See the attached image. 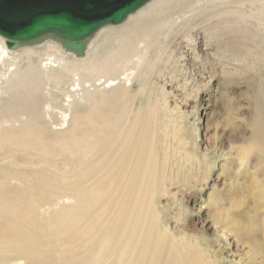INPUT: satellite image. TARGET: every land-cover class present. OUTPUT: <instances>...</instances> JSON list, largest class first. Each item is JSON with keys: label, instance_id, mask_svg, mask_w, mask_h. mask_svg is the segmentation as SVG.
<instances>
[{"label": "rangeland", "instance_id": "374dc122", "mask_svg": "<svg viewBox=\"0 0 264 264\" xmlns=\"http://www.w3.org/2000/svg\"><path fill=\"white\" fill-rule=\"evenodd\" d=\"M170 5L163 7L165 19L184 13L176 19L180 26H175L179 28L173 43L174 25H161L163 19L153 14L138 23L107 29L97 40L89 58L95 63L116 59L118 51L142 47L145 40L148 44L142 61L130 60L124 68L115 65L111 70H101L96 81L92 78L85 84L86 91L96 90L100 95H94L96 103L81 108L80 115L98 108L103 115L98 125H105L109 118L112 121L108 135L106 129L104 137L99 135L100 128L95 132L99 145L90 153L88 162L76 167L73 160L40 153L42 145L54 146L58 142L51 133L61 134L55 130L60 122L45 116L31 132L26 130L32 140L29 149L17 141L0 148V184L8 181V173L13 176V185H29L34 175L50 183L53 180L51 187L59 194L58 201L41 210L40 219L45 222L52 208L73 201L64 196L68 189H92L106 198L112 191L108 188L111 178L105 174L108 161L119 156L116 146L126 129L139 112L151 105L153 149L164 166L160 185L152 187L151 196L159 237H171L167 258L182 259V247L178 250L177 243L187 236L204 252L187 254L199 264H264V2L182 0ZM190 15L195 17L181 24ZM167 40L168 47L159 53ZM178 46L183 48L182 53ZM33 58L32 69L37 71L44 63L37 53ZM25 72L21 69L18 74ZM2 79L0 76L1 101L7 98ZM108 79L117 84L105 92ZM100 82L104 86H98ZM63 84L48 83L43 88V107L52 115L63 110L73 115L82 102V98L77 99L67 109ZM14 126L17 128L19 122ZM74 129L71 122L69 130ZM21 138L19 132L13 137ZM243 151L250 152L248 159H243ZM117 174L116 183L122 185L127 174ZM108 200L112 202V198ZM93 206L89 219L96 222L100 215L95 212L98 203ZM113 214L111 211L108 216ZM10 218L14 221L10 224L22 228L17 231L26 232V226H31L8 213H0V225H9ZM12 256L11 252L0 251V259L5 260L2 264H12ZM116 258L113 254L105 264H112Z\"/></svg>", "mask_w": 264, "mask_h": 264}, {"label": "bare ground", "instance_id": "6f19581e", "mask_svg": "<svg viewBox=\"0 0 264 264\" xmlns=\"http://www.w3.org/2000/svg\"><path fill=\"white\" fill-rule=\"evenodd\" d=\"M181 1L150 0L119 25H129L132 21L141 22L142 17L151 14L155 17L159 15L158 17L163 19L161 25L169 26L171 23L174 25L171 27L173 43L172 38L174 35L177 36L176 30L179 28L175 26H180L176 24V19H180L184 13L177 14L176 18L165 19L166 13L162 10L169 4L177 5ZM193 16L182 19L181 24H186ZM119 25H106L95 32L88 39L85 54L82 56L66 51L60 42L49 38L39 43L10 49L6 38L0 35V67L3 66L0 76L6 83L7 92V98L3 101L0 99V148L17 141L22 142L26 150L29 149L32 140L26 136V130L31 132L46 116L48 120L60 122V127L55 130L61 134L51 133L58 142L54 146L42 145L38 148L40 153L43 156H61L64 161L73 160L76 167L88 162L90 153L92 150L96 151L99 145L97 143L99 138L96 137L95 132L100 128L99 135L104 137L103 131L106 129L108 131L105 135H108L112 129V121L109 118L105 125L101 122L98 125V120L103 117L98 108L92 109L85 116L80 115V109L96 103L97 97L94 95H100L96 90L86 91L85 84L92 78L96 81V76L102 73L101 70H111L115 65L124 68L126 62L142 61L147 56L145 45L148 43L145 40L142 47L133 46L124 53L118 51L119 56L116 59L103 63L89 60L102 33L107 29L112 31ZM139 38L138 44L142 42L141 37ZM167 47L168 40L159 53L165 51ZM182 52L183 48L180 53ZM21 53L26 54V58H23ZM34 53H37L40 62L44 63L37 68V71L32 69L35 62ZM25 62L26 65L22 66L21 64ZM21 69H25L26 72L19 75ZM106 81L105 86L103 82L97 83L104 86L105 92L114 89L117 84L113 79ZM48 83L52 85L64 83L67 109L71 108L77 99L82 98L79 100L82 102L76 113L71 115L63 110L52 115L43 107L45 101L42 92ZM0 93H3L2 90ZM150 107L151 105L147 106L143 113H138L135 122L126 129L121 142L116 146L119 149L116 154L119 156L114 155L108 161L109 168L105 174L111 178L108 188L112 191L106 198L92 189L88 192L78 188L68 189L64 192V196L72 198L73 201L68 205L52 208L47 215L49 221L45 222V219H40L41 210L58 201L59 194L54 187H51L55 184L53 180L51 184L47 178L34 175L31 178L34 180L29 185L27 183L13 185L10 182L13 176L6 174L8 181L0 184V213L20 217L26 224L31 225L26 226V232L17 231L16 229L22 228L12 225L14 221L11 218L8 219L9 225H0V251L13 254L10 260L12 264L20 261H24V264L25 261L30 264H105L113 254H116L117 258L112 264H199L190 260L187 254H204V252L198 249L197 244L193 245L187 236H182V241L177 243L178 250L182 247V259L176 257L170 259L169 256L167 258L171 237L161 239L159 237L151 189L160 185L164 166L158 152L154 150ZM24 116L26 117L23 118ZM105 119L106 116L100 121ZM10 122L9 127L2 126ZM15 122H19L17 128L14 126ZM71 122L75 127L74 131L69 130ZM65 125L67 126L63 128ZM16 132L21 134V139H13ZM249 153V151L244 152V160L246 157L249 158ZM118 171L127 174L124 181H121L122 185L116 183ZM113 181L115 184L112 183ZM120 194L121 197L118 196ZM109 198H112V202L108 200ZM96 203L98 207L95 212L100 215L95 222L89 218ZM106 210L109 212H105ZM111 211L114 212L113 216H108ZM223 215L229 216V212H224ZM16 244L19 246H15ZM83 244L85 246H82ZM118 244L122 246L119 247ZM8 245L12 247H7ZM4 261L0 259V264Z\"/></svg>", "mask_w": 264, "mask_h": 264}, {"label": "water", "instance_id": "95a60500", "mask_svg": "<svg viewBox=\"0 0 264 264\" xmlns=\"http://www.w3.org/2000/svg\"><path fill=\"white\" fill-rule=\"evenodd\" d=\"M150 0H0V35L10 49L46 39L85 54L88 39L106 25L122 24Z\"/></svg>", "mask_w": 264, "mask_h": 264}]
</instances>
